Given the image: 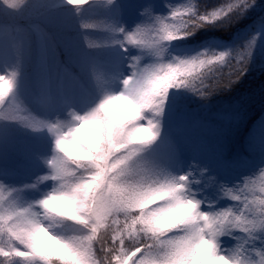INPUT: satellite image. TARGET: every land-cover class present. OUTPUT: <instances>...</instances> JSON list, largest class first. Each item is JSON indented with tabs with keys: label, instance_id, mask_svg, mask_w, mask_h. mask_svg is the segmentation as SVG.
<instances>
[{
	"label": "snow or ice",
	"instance_id": "1",
	"mask_svg": "<svg viewBox=\"0 0 264 264\" xmlns=\"http://www.w3.org/2000/svg\"><path fill=\"white\" fill-rule=\"evenodd\" d=\"M113 2L106 0L107 5ZM0 3L7 12L19 13L28 0ZM64 3L79 16L101 0ZM252 3L254 0H227L202 11L196 0H187L171 6L166 17L152 16L146 9L149 20L132 31L104 20H80L85 32L103 31L111 37L93 43L85 35L84 49L118 46L125 54L132 48L139 50L140 54L127 57L130 72L119 80L117 93L134 95L137 88L154 84L152 98L144 106L149 115L141 113L135 124L144 134L137 138L129 134L116 152L105 155L103 166H94L96 171L73 168L72 160L55 152L49 161L51 175L40 178L52 180L55 187L27 206L13 197L17 189L0 183V264H196L202 256L194 255L193 248L201 242L221 264H264V166L229 186L218 183L215 176L207 174L206 166L196 162L184 170L178 154L162 150L170 91L187 89L206 99L231 88L247 70L255 37L243 48L221 50L209 45L196 55L169 60L165 56L170 42L185 40L208 26L226 29ZM30 44L29 37H18L11 29L0 31V122H17L35 131L47 129L59 144L65 137V120L48 118L54 102L41 103L46 114L40 115L23 102L20 93L23 55ZM38 47L46 57L49 51L42 35ZM145 56L151 59L144 62ZM80 58L87 62L82 53ZM91 72L101 95L108 81L94 64ZM93 115L95 112L85 116L69 110L72 124L68 131ZM212 185L222 198L232 201L231 206L217 208L197 198L201 186ZM187 205H191L192 222L169 215ZM56 217L71 222L72 234L53 233L45 220ZM222 237L236 243L223 250Z\"/></svg>",
	"mask_w": 264,
	"mask_h": 264
},
{
	"label": "trees",
	"instance_id": "2",
	"mask_svg": "<svg viewBox=\"0 0 264 264\" xmlns=\"http://www.w3.org/2000/svg\"><path fill=\"white\" fill-rule=\"evenodd\" d=\"M47 1L28 0V4L19 13L7 12L0 3V31L11 29L18 37H29L31 44L26 47L24 54L28 51L34 57L37 51V33L34 28L36 26L49 40L53 53L60 60L61 65L55 76L46 77L44 67L40 66L38 53L34 66L27 64L26 68L22 67L23 91L30 102L38 106L41 103L54 102L52 108L59 109L67 104L73 109L83 111L86 107L95 104L100 92L95 79L90 80L85 76L81 67L87 69L94 64L108 81L106 88L112 91L116 87L115 73L126 70L128 59L117 48L84 49L85 35L93 43L95 41L103 43L110 34L92 30L85 32L80 28V20H104L113 23L116 6L90 4L77 16L67 5L47 8ZM161 2L162 0H125L123 19L128 21L130 16L136 14L139 24L145 23L149 20L145 10L150 9L152 16H155ZM226 2L227 0H196L202 11H210ZM263 22L264 0H254L243 16L228 28L208 26L198 29L194 35L185 40L171 42L166 55L173 53L186 56L209 45L221 50L243 48L255 37L257 27ZM81 53L87 57L86 63L81 61ZM24 59L25 55H23ZM183 90L185 93L181 95L180 92ZM179 91L169 95L167 107L180 100L191 115L173 122L172 131L179 142L183 137H187L186 140L190 138L196 140L199 154L195 162L206 166L208 171L212 170L208 175L218 176L219 179L234 174L244 177L256 172L261 163L259 151L264 146V59H259L255 47L246 72L231 88L216 91L206 99L193 95L187 89H179ZM227 113L232 114L236 119V129L228 139L220 141V130ZM168 117L166 115L163 119L167 118L166 122H168ZM7 124L8 122H0V135L3 130L6 132L10 130ZM16 131L19 132L17 129ZM223 137H226V133H223ZM19 138L31 137L22 135ZM33 142L40 149H44L48 144L46 138L32 139L27 141L28 147L35 149ZM162 150L177 154L173 145L167 140ZM3 155L5 154L0 153V156ZM38 168L33 161L27 162L22 159L17 162L2 161L0 157V177L9 179L12 183L29 182V177L40 171ZM202 200L212 202L215 206L219 204L217 203L218 188L213 187L212 194L204 193ZM20 205L27 206L23 200ZM63 223L68 229H73L71 222L63 221Z\"/></svg>",
	"mask_w": 264,
	"mask_h": 264
},
{
	"label": "rangeland",
	"instance_id": "3",
	"mask_svg": "<svg viewBox=\"0 0 264 264\" xmlns=\"http://www.w3.org/2000/svg\"><path fill=\"white\" fill-rule=\"evenodd\" d=\"M186 2L187 0H162L159 6L160 8L157 9L156 15L166 17L170 14L171 6H176L178 4L186 3ZM113 4H115L116 6V11H115V16H114L115 19L112 24H114L117 28H124L125 31L134 30L135 27L139 25L136 14L133 16H130L128 21H125L123 19L125 0H114ZM60 5H66L64 3V0H48L46 7L54 8ZM54 26L56 25L54 24ZM34 28L37 33V42H36L37 51H35L34 57L28 51L26 52V54H24L25 59L23 60V68H26L27 64H31L32 66H34V63L36 60V54L38 53L40 66L44 67L43 69H45L46 71V77H49L50 75L55 76L57 69L61 65L60 60L57 57V55L53 53L51 44L49 40L44 37L42 31L36 26ZM41 35L43 36L46 47L49 51L46 57H43L41 55L39 47H38V39ZM109 38H111L110 35L108 36V39ZM177 41L178 40L172 41V42H177ZM94 43H96V41ZM254 45H255L254 47L256 49V52L259 56V59L261 58L264 59V22L261 23L256 29ZM110 48L111 49L117 48L120 50L118 46L110 47ZM203 49L196 50L186 56H178L173 53H168L165 56V59L170 60L172 57H180V58L190 57V56L198 54ZM138 54H140L139 50L132 48L130 49L129 53L125 54V56L127 58L128 56H136ZM150 59L151 58L145 57L144 62H148ZM76 66L78 65L76 64ZM81 70L83 73H85V76H87L90 80H94L90 67H88L87 69H84L83 67H81ZM129 72H130V69L127 67L126 70L115 73L116 87L112 91L118 92L120 90L119 80L122 77H126L127 75H129ZM177 91H179V89H172L169 95H173L174 93H177ZM184 91L185 90H183L182 92L180 91L179 92L181 93V95H183V93H185ZM20 93L23 97V102L29 108H31L33 112L38 113L40 115L46 114L40 106L30 102L27 99L23 91L22 78L20 81ZM90 108L91 107H86L83 111H81V110L73 109L71 105L64 104V106L61 109L51 108L47 112V115L49 119H55L58 117L61 120L67 121L69 119V116H68L69 110H74L80 114H83ZM166 115L169 116L168 117L169 119H168V122H166L167 118L163 119L164 138L173 145L175 152L179 155L180 160L182 161L184 170H187V166L191 165L193 162H195L198 159V154H199L198 145L195 139L190 138L186 140L187 137H183L181 142H179L177 138L175 137V135L173 134L172 124L173 122L178 121L181 117L185 118L191 114L185 109V107L182 105L181 101L179 100L175 103L170 104V107H166L165 116ZM235 120L236 119L234 118L232 114L227 113V115H225L223 125L220 130V134H221L220 141L223 139H228V136L231 133H234L236 129ZM6 126L10 127V130H8L7 132L3 130L0 135V153L5 154L3 156H0L2 161L17 162L20 159H22V161H27V162L33 161L34 163H36L37 167H39L38 169L40 171L37 174L35 173V175H31L29 177V182L12 183L11 181H9V179L0 177V183L4 184L8 189H17L18 191L13 193V197L18 198L19 204L22 203V200H23L28 205L30 203H33L34 201L44 198L48 193L52 192L53 188L55 187V183L52 180H47V181L40 180V178L43 176L51 175V168L49 165V161L51 157L54 155V152H53L54 138L47 131V129L35 131L30 128L24 127L23 125L17 122H8ZM184 127L185 125L182 126V128ZM16 129L19 131L18 133ZM223 133H226L225 138L223 137ZM22 135H29L31 138H22V139L19 138ZM43 138H46V141L48 142L47 146L44 149L43 148L40 149L39 147H37L35 142L32 143L35 149L28 147L27 141L32 140V139L40 140ZM259 152H260V157L262 160L260 164V167H261V166H264V146L260 148ZM12 153H15V155ZM211 173H212V170L208 171L207 174H211ZM215 177L217 178L218 183H226L229 186L233 185L234 183L240 182L242 178V176L238 174L226 175V176H223L221 179H219L218 176H215ZM26 183H28V185H26ZM32 185H35V187H31ZM201 187L202 188H199L197 190L198 199H202L204 197V193L209 192L212 194V188L213 187L216 188L215 185L208 186V187H203V186ZM4 194L6 195V192ZM217 203L219 204H217L215 207L225 208V207L231 206L232 201L222 198L219 194V200L217 201ZM205 210H206V205H205ZM49 224L51 225L53 233L58 236L66 237L72 234L74 230V229L72 230L68 229L64 225L62 220L50 222ZM235 243L236 241L229 237L221 238V248L223 250L232 248Z\"/></svg>",
	"mask_w": 264,
	"mask_h": 264
},
{
	"label": "clouds",
	"instance_id": "4",
	"mask_svg": "<svg viewBox=\"0 0 264 264\" xmlns=\"http://www.w3.org/2000/svg\"><path fill=\"white\" fill-rule=\"evenodd\" d=\"M101 4L108 6L106 0H101ZM153 87V83H148L144 87L137 88L134 95H124L106 89L96 103L83 113L87 116L88 113L95 112V115L75 123L70 132L68 127L72 121H65V137L59 144L54 140L53 152L58 151L66 159L72 160L74 163L70 166L73 168L79 166L90 172L96 171L94 166L97 164L103 166L105 155L116 152L129 134L131 138L144 134L135 127V124L141 113L145 116L149 115L144 106L152 98ZM190 209L191 205L180 206L169 215L181 218L184 222H192L193 214ZM57 220L58 217L46 219L45 223L49 224ZM193 254L202 256L196 264H221L207 252V246L202 242L195 245Z\"/></svg>",
	"mask_w": 264,
	"mask_h": 264
}]
</instances>
